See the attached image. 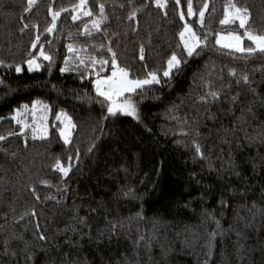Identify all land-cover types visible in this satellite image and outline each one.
Here are the masks:
<instances>
[{"label":"trees","instance_id":"1","mask_svg":"<svg viewBox=\"0 0 264 264\" xmlns=\"http://www.w3.org/2000/svg\"><path fill=\"white\" fill-rule=\"evenodd\" d=\"M78 2L38 0L28 12L27 0H0V60L13 65L0 67V136L6 137L0 141V264H264V53L215 43L220 34L245 31L238 22L219 23L227 0H193L197 16L185 19L198 35L207 34V47L191 57L178 35L187 0L179 6L168 0L167 9L155 0H88L93 15L73 21ZM204 2L209 10L201 28ZM235 3L250 10L248 27L264 33V0ZM100 4L107 19L97 31L91 25ZM61 8L69 11L47 33L50 10ZM69 44L80 56L109 64L104 71L87 59V67L79 65ZM40 47L52 56L51 67L40 59L39 71L16 73ZM109 47L130 78L153 70L161 77L150 90L126 94L139 120L108 116L96 95L95 73L111 75ZM172 53L186 60L164 77ZM70 56V70L61 72ZM210 91L220 99L212 101ZM36 100L52 109L45 140H33L11 119ZM61 110L76 125L69 145L55 119ZM21 119L38 122L31 112ZM77 155L66 178L52 167Z\"/></svg>","mask_w":264,"mask_h":264},{"label":"snow or ice","instance_id":"2","mask_svg":"<svg viewBox=\"0 0 264 264\" xmlns=\"http://www.w3.org/2000/svg\"><path fill=\"white\" fill-rule=\"evenodd\" d=\"M38 0H27V6L25 11L30 12L32 8L37 4ZM174 4L179 6L181 4V0H174ZM155 6L158 9H167L168 8V0H155ZM209 10V3L204 2L201 5V8L198 12V20L201 28L205 25V14ZM69 11V9L61 8L59 11H51V24L46 27L45 31L47 33H53L57 27V20L60 18L62 12ZM72 12L75 15H72V20H77L81 15L91 17L93 15L92 9L88 7V0H79L78 4L75 5L72 9ZM105 6L104 4L99 5V16L92 21L91 27L97 31L100 30L101 24L107 19L105 16ZM167 15V12H165ZM193 17L197 16V12L193 9V0H187V12L185 13L183 10L179 12V18L182 21H185L182 30L178 33L179 41L182 45L183 52L187 54V57H191L194 54L199 55L200 51H203L204 48L207 47V34L203 37L198 35L197 32L193 29L192 25L188 23L185 19V16ZM136 16V12L133 11L129 16V19H134ZM251 12L247 7H240L235 3V0H227L224 5L223 18L219 21L222 25H230L238 22L239 28L244 29L243 37H246L249 41L252 42L255 47H249L245 49L242 46L243 37L236 32H229L227 36L220 34L218 38L215 40V43L220 45L222 48L232 49L236 52H248L252 54L254 52L264 53V33H260L252 30L248 27L249 22L251 21ZM34 28L38 27L37 25H33ZM28 28V25L25 24L21 31ZM84 32L90 35V30L88 25H85ZM227 41V42H225ZM40 42V36H35V42L31 44V49L35 51L37 49V45ZM103 47V46H101ZM109 52H112V49L109 47L107 49ZM200 50V51H198ZM82 51V50H81ZM68 52L75 54V58L78 60L79 65H84L86 59L91 63L92 68L95 69L97 64L101 65V71H104V65H108V60H97L95 57H83L78 54V50L72 45H68ZM144 49L141 47L140 49V60H144ZM47 61L49 67H51L53 63V58L50 54L46 53L43 47L39 48V55L34 56L32 53H29V58L25 61L27 65L28 72L39 71L42 68V64L38 61L40 59ZM73 57L70 56L68 59L64 61V68H62L61 72H67L70 70L69 68V60ZM186 58L180 56L176 53H172L171 56L166 61V68L163 71L164 77H171L174 70H179L181 64L185 62ZM0 67H8L12 68L13 65H5V62L0 60ZM16 73H22L25 69L16 65L14 67ZM96 80H95V91L96 95L102 97L103 100L100 101L103 107H106V111L108 116L115 117L117 114H123L125 116H131L137 120H139L138 108L137 104L132 101V99L126 94L136 93L138 89H143L145 91L150 90V86L158 85L161 83V77L158 74L157 70L149 71L145 74L144 78L133 77L130 78V71L127 68L120 67L116 61V54L112 52L111 57V75L107 77H101L100 72H96ZM235 76V72L232 73ZM244 82H248V77H243ZM2 83V81H0ZM149 86V87H146ZM207 96L212 98V101H218L220 99L219 93L210 91ZM235 97H233V101H235ZM104 102H107L106 104ZM202 103H208L207 97H201ZM51 106L45 104L43 101L36 100L31 109L29 105L25 104L22 106V109H17L16 114L11 117L18 125H21L23 129H28L30 125L27 121L21 119L22 115L25 113L31 112L33 119L38 121L34 125H32V138L33 140L40 139L45 140L48 137V126L47 120L48 115L51 112ZM37 112L41 113L39 117H37ZM55 119L63 125L60 128V137L63 139L65 145H69L72 143L71 136L72 131L76 128V125L72 122V119L66 112L61 110L56 116ZM107 119V117H105ZM23 131L19 133V135L23 136ZM5 136H0V141L5 140ZM95 147L93 143L89 151ZM195 151L200 155L203 159L204 154L201 152V148L199 144L195 145ZM78 152V150H77ZM73 159L79 160L78 155L74 158L72 156L68 157L67 162H62L60 159H56L52 167L55 171L62 174L63 177H68L69 173L72 171V161ZM44 184H48V181H43ZM35 192V189H33ZM39 199V196L36 197ZM31 215L35 216V212H32ZM41 240H44L45 237L40 235ZM14 255V253H13Z\"/></svg>","mask_w":264,"mask_h":264},{"label":"rangeland","instance_id":"3","mask_svg":"<svg viewBox=\"0 0 264 264\" xmlns=\"http://www.w3.org/2000/svg\"><path fill=\"white\" fill-rule=\"evenodd\" d=\"M223 35H225V36H227L228 34H223ZM218 38V37H217ZM245 41H248V42H251V41H249L246 37H243V43H242V46L244 47V43H245ZM225 42H227V41H225ZM252 43V42H251ZM218 45V44H217ZM219 47H221L220 45H218ZM254 47H255V45H254ZM222 48V47H221ZM245 48V47H244ZM224 49H227V50H231V51H234V50H232V49H228V48H224ZM234 52H236V51H234ZM246 52V51H245ZM238 53H241V52H238ZM244 53V52H243ZM42 59V58H41ZM24 68V67H23ZM25 70L24 71H27V66L24 68ZM23 71V72H24ZM22 72V73H23ZM22 73H19V74H22ZM103 78V77H102ZM146 87H149V86H146ZM139 90V89H138ZM26 114V113H25ZM37 117H39L40 115H41V113H39V112H37ZM117 115H119V116H125V115H123V114H117ZM138 115H139V113H138ZM22 117H23V115H22ZM128 117H131V116H128ZM131 118H133V117H131ZM49 119H50V117H49V115H48V120H47V123H49ZM27 121V120H26ZM56 122H58V123H60L59 121H56ZM30 126H32V124H29ZM62 125V124H61ZM62 127H63V125H62ZM29 130H30V132H32V128H28ZM23 131H25V129H23ZM71 138H72V136H71Z\"/></svg>","mask_w":264,"mask_h":264}]
</instances>
